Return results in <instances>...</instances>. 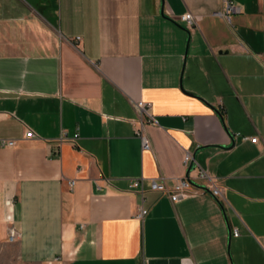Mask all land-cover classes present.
<instances>
[{"label": "crops", "instance_id": "1", "mask_svg": "<svg viewBox=\"0 0 264 264\" xmlns=\"http://www.w3.org/2000/svg\"><path fill=\"white\" fill-rule=\"evenodd\" d=\"M224 1L0 0V252L264 264V0H234L231 23L212 16ZM186 153L220 196L200 180L178 202L151 188L187 176Z\"/></svg>", "mask_w": 264, "mask_h": 264}, {"label": "built area", "instance_id": "2", "mask_svg": "<svg viewBox=\"0 0 264 264\" xmlns=\"http://www.w3.org/2000/svg\"><path fill=\"white\" fill-rule=\"evenodd\" d=\"M241 7L238 3H236L234 0H225L223 7L221 9L215 10L212 13V16L223 18L227 22L231 23L233 21L234 16L241 13ZM202 17L200 15H195L191 12H187L184 15L181 16V22L186 25V27L190 30L194 29L198 26L200 20ZM80 40V38H77ZM135 109L137 110L139 114V121L137 122L138 126L136 127V134L141 139L142 147L144 150H148L151 148V143L148 137L143 132V127L145 125V119H151L154 120L152 115L149 112V104L146 103L143 100L136 101L134 103ZM155 121V120H154ZM236 136H242L243 140H250L253 143H256L258 141V137H248L241 135L240 133H237ZM26 138H32L35 137V133L32 130H28L25 134ZM75 137H78V134L75 135ZM64 138V135H63ZM2 144L4 146L13 147L16 144V140H3ZM184 163L188 169L187 176L183 178H179L172 182L171 185L168 184V181L166 179H155L151 181V188L155 191H158L163 194L169 195L171 200L173 202H178L182 199H185L193 194L199 193L200 191H204L203 187H198L195 185L197 180L205 181L210 183L211 185H207L211 191V193L218 197L221 194V190L213 185L215 182V179L212 178L207 171L204 169L197 167L195 165V161L193 159V156L191 153H186L184 157ZM197 171V177H191V172ZM142 186L144 185V181L138 182ZM70 184L73 186L75 184V181H71ZM147 213L146 210H143L141 212V216H144ZM8 219H12V216L9 215ZM17 235L16 230L12 229L9 235L10 241H14L15 237ZM234 235L238 236L239 232L237 229L234 230Z\"/></svg>", "mask_w": 264, "mask_h": 264}, {"label": "rangeland", "instance_id": "3", "mask_svg": "<svg viewBox=\"0 0 264 264\" xmlns=\"http://www.w3.org/2000/svg\"><path fill=\"white\" fill-rule=\"evenodd\" d=\"M13 254L7 249H2L0 252V264H20L15 258H10V255Z\"/></svg>", "mask_w": 264, "mask_h": 264}]
</instances>
